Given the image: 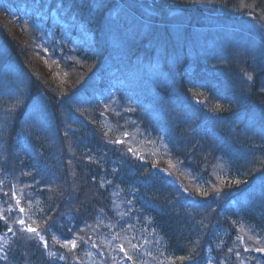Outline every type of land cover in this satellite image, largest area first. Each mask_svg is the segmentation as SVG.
I'll list each match as a JSON object with an SVG mask.
<instances>
[{
    "label": "rangeland",
    "instance_id": "rangeland-1",
    "mask_svg": "<svg viewBox=\"0 0 264 264\" xmlns=\"http://www.w3.org/2000/svg\"><path fill=\"white\" fill-rule=\"evenodd\" d=\"M155 1L159 2L112 0V7L109 8L107 4L97 7L91 0H83V5L82 2L73 3L71 0H0V13L9 15L11 22H15L31 36L39 67L44 72L54 73L63 83L71 74L69 70L72 62L81 63L88 53H92L89 52L92 47H104L100 56L106 62L109 60L110 73L99 80L98 87L101 92L108 91L110 96L113 95L112 98L108 96V99L109 103L116 105L115 112L119 114V120L118 124L111 121L110 127L107 122L103 123L106 129L119 134L118 140L122 139L123 143H118L120 152L126 153L131 148L130 153L141 154L143 159L158 162L159 157L166 155L173 146L177 147L175 151L180 156L185 154L186 142L189 145L187 138L189 137V141L196 140L193 145L196 152L191 153L193 157L190 161L196 168H200V174L195 173L199 171H195V166L186 167L188 170L181 167L174 160L179 157L177 153L166 159L169 166L176 168L178 178L187 175L190 180L195 179L201 184H215L217 195H213L212 199L218 197L220 201L217 205L222 202V198L223 201L229 199L230 215L235 223L242 225L237 228L240 237H235V230H230L232 224L230 227H223L216 231L213 245L209 246L207 252L208 261L215 263L219 259L220 264H226L236 250L249 248V251H255V248L262 246L263 241L258 234L248 238V233L240 231V228H249L251 231L255 229V223L261 221H257L258 218H254L251 213L257 207L264 208V100H261V109L255 105L239 119L235 117L234 110L243 106L238 95L240 84L249 93L248 97L252 95L254 85L258 86L257 75L263 80L260 87H264V13H260L253 5H248L246 0H232L235 4L232 6L227 5L228 0H205L206 10L203 13L191 12L194 7L201 9L198 4L187 10L176 1L164 4H157ZM41 2L43 7L38 8L37 5ZM229 2L231 4V0ZM79 5L87 10L81 9ZM223 7L231 8L225 10ZM100 11L104 13L97 24H102L104 33L110 31L101 41L92 25ZM212 26L215 27L211 29ZM249 31L255 33L252 40H248ZM240 38L243 40L239 41ZM145 39L147 42H144ZM138 44L143 48L133 56L136 52L134 47ZM169 47L171 48L168 49ZM142 49L144 52H141ZM3 51L0 45V61L7 62L8 56ZM179 61L185 62L182 69L190 78V83L187 78V85L193 90L192 94H185L179 89L181 84L176 77ZM234 63L236 71L230 66ZM249 76L252 77L251 80L248 79ZM52 81L56 83L54 77ZM27 82L28 79L22 81ZM118 86V91L124 92L123 100H119ZM160 90L167 92L171 98L174 96L181 100L176 99L182 103V109L169 107L167 110L180 111V115L186 119V142L183 146L175 141L167 143L165 137L154 132L147 136L146 130H142L143 125H137L140 121V117L135 115L137 105L145 100H164V93ZM258 92L257 96L264 99V92ZM132 98L136 100L133 101ZM151 118L155 123L160 122L159 114L158 117L151 115ZM126 121H131L134 129L122 131L119 127L124 126ZM56 124L55 126L62 125L61 121ZM242 144L251 146V151L242 150ZM107 145L96 149L94 147L91 152L95 162L103 164L111 161L108 172L101 175L104 181H112L110 185L114 190L116 216L111 223L118 228L119 237L111 233L108 237L100 236L103 240H95V247L91 245L88 257L90 256L92 264H99L103 261V256H97L95 249L104 253L105 245L111 252L105 255L107 258L109 254H115L114 251L119 250L120 245L125 250L129 245L134 253L136 249L142 253L144 264H165V260L154 257L157 256V250L167 254L166 242H163L161 236L151 233V221L148 218L142 216L137 219L144 209L147 194H154L155 187L151 184L135 185L128 179L120 185L114 184V170L118 169L115 166V156L120 152L113 153L110 144ZM100 149L107 154H103ZM178 168L186 172H179ZM205 180L208 182H204ZM144 186H148V193L141 189ZM228 187H232L234 191L228 193L230 190H227L225 194ZM129 201L132 203L129 204ZM129 219L132 226L125 222ZM246 222L252 224V229ZM136 225L144 230L141 232L142 238L139 237L137 242L130 237L131 234H136ZM132 244H136L137 248L134 249ZM225 245H228L231 252L217 253ZM122 262L120 264H130L128 260ZM237 263L242 264L240 258Z\"/></svg>",
    "mask_w": 264,
    "mask_h": 264
},
{
    "label": "trees",
    "instance_id": "trees-1",
    "mask_svg": "<svg viewBox=\"0 0 264 264\" xmlns=\"http://www.w3.org/2000/svg\"><path fill=\"white\" fill-rule=\"evenodd\" d=\"M158 1L159 4L176 1L187 10L194 4L200 5L201 9L194 7L192 12L203 13L206 10L205 0ZM106 2L111 8L112 0ZM227 2L229 6L235 5L232 0L231 4L229 0ZM245 2L253 5L260 13H264V0ZM82 9L87 10L86 7ZM103 13L104 11L97 13L92 21L99 41L103 36H107L105 34L110 33V31L104 33L102 24H97ZM9 19V15L0 13V45L5 50L2 53L8 56L7 62L0 61V217L7 219V227L4 226L5 219H0V264H54L57 256L50 254L52 250L59 251V257H65L61 260L63 264H85L86 258L83 255L85 247L93 238H99L98 233L106 234L110 230V220L115 210L114 190L101 175L108 172L111 161L101 164L91 158L93 157L91 150L94 147H107V143L111 144V141L117 139L114 132L105 129L101 120L115 119L116 114L107 110V106L98 100L97 94L100 90L99 88L97 91L100 80L97 77L108 75L109 60L106 62L100 56L104 47H92L89 51L92 53H88L87 58L81 60V63L72 62L69 70L71 74L63 83L53 75L54 73L44 72L43 68L39 67L37 51L31 36ZM144 42H147V39ZM141 48L143 47L140 44L135 46L136 52L132 53L133 56ZM141 52H144L143 49ZM179 62L176 67V77L181 84L179 89L185 94H192L193 90L187 85V74L182 69L185 62ZM230 66L236 71L235 63ZM52 77L56 83L52 81ZM257 78L258 86L254 85L252 95L249 97L244 86L239 85L238 95L243 106L239 110H234V115L238 119L241 115L249 113L255 105L261 109V100L264 99L257 95L263 80L259 75ZM26 79L28 82L22 83ZM188 79L190 83V78ZM160 92L164 93V100L140 101L139 104L144 106V111H138L137 115L145 123L149 112L156 117L159 114L161 125H156L157 123L153 121L149 123L154 132L163 133L164 130L170 143L175 141L183 146L186 142V119L180 115V111L167 110L169 107L182 109V103L176 100H180L179 98L174 96L171 98L162 90ZM150 102H157L151 107L153 110L149 108ZM42 108L48 112L42 111ZM104 113L107 116H104ZM42 119L45 125L48 124L46 128L39 125ZM60 121L62 125L55 126L56 122ZM34 123L35 126H32ZM17 135H20V138H17ZM187 140L189 142V137ZM242 145V150L251 151V146ZM186 146L185 154L180 156L175 151L177 147L173 146L166 155L159 157L158 162L143 159L141 154H132L121 159L116 157L115 166L118 169L114 170L113 182L120 185L127 179L133 180L132 177L134 179L144 177L139 186L147 184L155 187L154 194H147L146 204L139 216L148 218L151 221L149 228H152L151 233L161 236L163 242H166L168 253L163 255L162 250L161 252L157 250V256L154 258L160 257L169 264H206L207 249L213 245L216 231L232 224L236 227L231 225L230 230H235L234 236L240 237L237 228L242 225L232 219L229 199L223 201L222 198L218 205L220 201L218 197L212 199L213 195H217L215 184L204 183L208 182L207 180L201 184L195 179L190 180L187 175L178 178L176 168L169 166L166 158L176 153L179 157L174 160L186 162L190 167L195 166L189 162L191 153L196 152V148L189 146L187 142ZM101 151L105 153V150ZM194 169L195 171L199 169L198 172L193 171L200 174V168L195 166ZM177 171L186 172L180 168ZM133 181L136 183V180ZM147 187L141 189L148 193ZM245 187L246 185L243 189ZM228 188L225 189V194L227 190H230L228 193L234 191L232 187ZM5 193L8 195L5 196ZM238 197L237 194L236 198ZM21 208L23 212L20 211ZM251 214L258 218L257 221H261L255 223L260 225V228L257 227L252 232L240 228V231L248 233V238L258 234L263 240L261 247H264V208L257 207ZM20 220L26 222V226L35 228L39 235L29 233L25 226L18 222ZM7 228H11L12 231L9 232ZM137 229L139 230V225ZM230 230H227L228 233ZM54 235L62 239L59 240ZM70 239L76 241L74 251L63 246L69 245ZM26 240L33 244L31 247L33 256L29 251L26 253L22 250L24 246L22 244ZM45 243L48 245L47 248ZM227 246L217 253H229ZM126 247L130 253L133 252L129 246ZM103 249L110 253L105 245ZM79 251L82 254V261L76 259ZM237 253L238 251L231 254L226 264H238L237 260L242 256ZM5 254L6 260L2 259ZM252 254L257 252L252 251ZM130 255L136 264H144L145 259L138 249ZM181 256L184 257L183 260L180 259ZM212 264H220L219 259Z\"/></svg>",
    "mask_w": 264,
    "mask_h": 264
},
{
    "label": "snow or ice",
    "instance_id": "snow-or-ice-1",
    "mask_svg": "<svg viewBox=\"0 0 264 264\" xmlns=\"http://www.w3.org/2000/svg\"><path fill=\"white\" fill-rule=\"evenodd\" d=\"M91 2H93L97 7H100V6H106V4H105V0H91ZM37 7H38V8H42V7H43L42 2L39 3V4L37 5ZM61 7H63V5H61ZM21 22L23 23V21H21ZM248 79L251 80L252 77L249 76ZM260 90H261L262 92H264V87H262ZM105 103L107 104V101H105ZM116 143H123V141H117ZM128 151H129V152H132V149L129 148ZM105 182L108 183V184H112V181H111V180H106ZM102 186H103V182H102ZM4 195L7 196L8 194L5 193ZM131 203H132V202L129 201V204H131ZM20 211L23 212V208H21ZM136 211H139V210H136ZM123 215H124V214L122 213L121 216L123 217ZM0 219H5V218H4V217H0ZM137 219H140V217H137ZM18 222H19L20 224H23V223H24L23 220H20V221H18ZM125 222H126V223H129V225L132 226V225H131V220H130V219H129V220H126ZM4 226L7 227V219H5V224H4ZM86 226H87V225H86ZM7 230H8L9 232L12 231L11 228H7ZM27 231H28L29 233H36L37 235H39V233L37 232V230H36L35 228H28ZM81 231H82V229H81ZM133 239H135V237H133ZM41 240H43V237H41ZM69 242L71 243L72 248L75 249V247H76V241L70 239ZM257 243H259V241H257ZM47 246H48L47 243H45V247H46V248H47ZM93 247H95V244H93ZM132 247L135 249V248H137V245H136V244H132ZM119 250H120V252L124 253V257H125L128 261H131L132 264H136V261L133 259L132 255H130V254L125 250V248L123 247V245H120ZM249 250H250L249 248H245V249H244V251H246V252L249 251ZM254 250H255L256 252H259V253H264V247H257V248H255ZM229 251L231 252V249H229ZM99 254H100L101 256H104V253H102V252L99 253ZM52 255L55 256V253H53ZM237 255H239V253H237ZM2 259L6 260V259H7V255L5 254V256H3ZM59 259L63 260V259H65V257H64V256H60ZM180 259L183 260L184 257L181 256ZM207 264H212V262H211V261H208Z\"/></svg>",
    "mask_w": 264,
    "mask_h": 264
},
{
    "label": "bare ground",
    "instance_id": "bare-ground-1",
    "mask_svg": "<svg viewBox=\"0 0 264 264\" xmlns=\"http://www.w3.org/2000/svg\"><path fill=\"white\" fill-rule=\"evenodd\" d=\"M135 115L137 116L136 113H135ZM123 129H125V130L131 129L132 130V129H134V124L131 121H126L125 125L123 126ZM137 178L138 179H134L132 177L133 180H136V183L133 180H131L130 183L134 182L135 184L139 185V183L142 182L144 177L143 178L142 177H137ZM22 245H24L22 250H25L26 253L29 251L32 254V256H33V252H31L32 251L31 247L33 246V244L31 242L29 243V240H26V242L23 243ZM240 251H244V249H239L238 253ZM239 254L241 256H243V257H246L252 264H264V253L251 254L249 251H247V252L244 251L243 253H239ZM32 263H34V259H33Z\"/></svg>",
    "mask_w": 264,
    "mask_h": 264
}]
</instances>
